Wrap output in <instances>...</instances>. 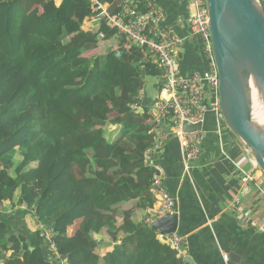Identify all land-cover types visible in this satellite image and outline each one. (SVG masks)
<instances>
[{"label": "trees", "instance_id": "trees-1", "mask_svg": "<svg viewBox=\"0 0 264 264\" xmlns=\"http://www.w3.org/2000/svg\"><path fill=\"white\" fill-rule=\"evenodd\" d=\"M102 1L115 14L126 0ZM93 14L86 0H0V215L32 210L69 264H184L143 222L155 201L143 162L152 120L132 108L161 70L147 50H99L81 29ZM0 263L58 260L38 232L28 239L0 217Z\"/></svg>", "mask_w": 264, "mask_h": 264}, {"label": "built area", "instance_id": "built-area-1", "mask_svg": "<svg viewBox=\"0 0 264 264\" xmlns=\"http://www.w3.org/2000/svg\"><path fill=\"white\" fill-rule=\"evenodd\" d=\"M61 1L53 0L56 6H59ZM86 1L94 14L85 18L81 27L84 32H95L98 41H113L114 45L104 50L112 53L115 59L120 58L122 48L147 50L152 55V63L161 70L156 99L153 104L146 107V113L152 120V127L149 131L151 143L143 154L144 165L154 170L150 192L155 201L143 218L144 224L152 227L156 220L176 213L175 201L164 185V171L158 164L167 141V135L163 129H169L177 138L183 151L184 168L188 171L189 164L200 161L205 139L203 126L209 115L213 119L220 153L226 160H229L222 149L221 138L225 126L218 92L219 78L212 57L205 0H187L188 27L186 34L182 37L177 36L171 29L163 27L165 13L151 0H136L131 6H129L130 0H126L122 9L115 14L109 12L110 5L102 0ZM259 1L264 13V0ZM94 23H97L96 27ZM101 23L114 31L109 39H106L103 32L98 31ZM187 41L195 44V50L202 63V73L183 77L180 74L179 55ZM205 87L207 88L206 93ZM144 93L143 87L139 92L137 103L133 105L134 112L142 109ZM205 94H207V104H205ZM183 122L192 125L200 123L202 130L183 132L181 127ZM237 169L241 176L239 196L253 189L260 198H264V189L261 181L257 180L256 173H246L239 167ZM259 229L263 232L264 226L262 225ZM155 231L157 241L168 246L176 253L178 259L188 264L186 259L189 255L184 238L176 233ZM38 234L46 243L48 253L58 260V264H69L68 259L61 258L56 250L55 233L52 229L41 224L38 227Z\"/></svg>", "mask_w": 264, "mask_h": 264}, {"label": "water", "instance_id": "water-1", "mask_svg": "<svg viewBox=\"0 0 264 264\" xmlns=\"http://www.w3.org/2000/svg\"><path fill=\"white\" fill-rule=\"evenodd\" d=\"M151 1L166 15L163 27L173 30L172 2ZM205 6L224 126L264 173V13L260 1L205 0ZM179 59L183 77L202 73V64L192 42H185ZM204 91L207 92L206 87ZM136 113L142 114L144 110ZM181 127L183 132L202 130L200 123L183 122ZM163 132L167 141L158 164L164 171V185L175 201L176 213L156 220L151 229L184 237L188 264L236 262L231 247L222 240L223 232L233 228L210 220L205 214L198 197L186 184L190 181L191 169L185 171L183 151L177 138L169 129ZM178 183L181 185L177 186Z\"/></svg>", "mask_w": 264, "mask_h": 264}, {"label": "crops", "instance_id": "crops-1", "mask_svg": "<svg viewBox=\"0 0 264 264\" xmlns=\"http://www.w3.org/2000/svg\"><path fill=\"white\" fill-rule=\"evenodd\" d=\"M133 1L136 0H130V3ZM170 1L173 5L171 20L174 23L173 30H171L182 37L186 34L188 27V2L187 0ZM157 89L158 85L154 88L155 94ZM148 95L145 94L146 98L142 103L144 106L153 104L156 99L155 97L151 100ZM203 130L205 139L201 158L199 162L193 163L196 166L192 167L190 181L186 184L192 188L191 190L198 197L210 220H217L233 228L232 231H224L222 238L223 243L231 247V253L237 259L236 262L232 261L229 264H264V231L261 232L259 229L262 225L264 226V198H260L253 189L239 196L241 176L237 167L246 173H256L255 176L261 181L263 189L264 173L258 170L249 154L244 151L226 127L221 139L222 148L229 160L221 155L213 119L209 115L206 117ZM180 185L177 184V186ZM166 189L168 190V187ZM18 195L17 191L15 202ZM5 208L0 217L5 218L16 233L29 239L35 232H38L41 223L37 222L32 210L24 206L18 207L17 204H8ZM30 218H33V222L29 221ZM76 228L77 225L69 227L68 236L73 235ZM107 246L111 245L102 247L110 250Z\"/></svg>", "mask_w": 264, "mask_h": 264}, {"label": "rangeland", "instance_id": "rangeland-1", "mask_svg": "<svg viewBox=\"0 0 264 264\" xmlns=\"http://www.w3.org/2000/svg\"><path fill=\"white\" fill-rule=\"evenodd\" d=\"M94 25L96 27L97 26V23H94ZM111 45H114V42L113 41H109V40L98 41L99 50H102V51H103V49H106L107 47H109ZM159 83H160V79L159 78L147 77V78L144 79V85H145L144 91L147 93V95L150 94L148 96H149V98L151 100H153L156 97V95H157V93L155 94L154 88H155V86L159 85ZM112 132L111 131H108V132L105 133V137L108 140H110V139H112L114 137L115 134H112ZM19 161H20V157L19 158H16V162L19 163ZM195 166L196 165L189 164L188 169H192V167L195 168ZM29 221L30 222H33V218H30Z\"/></svg>", "mask_w": 264, "mask_h": 264}, {"label": "bare ground", "instance_id": "bare-ground-1", "mask_svg": "<svg viewBox=\"0 0 264 264\" xmlns=\"http://www.w3.org/2000/svg\"><path fill=\"white\" fill-rule=\"evenodd\" d=\"M256 122V121H255Z\"/></svg>", "mask_w": 264, "mask_h": 264}]
</instances>
